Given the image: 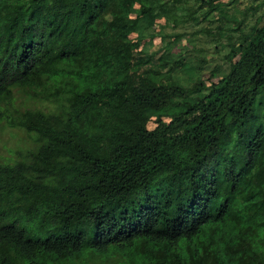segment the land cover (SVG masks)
<instances>
[{
	"label": "trees",
	"instance_id": "obj_1",
	"mask_svg": "<svg viewBox=\"0 0 264 264\" xmlns=\"http://www.w3.org/2000/svg\"><path fill=\"white\" fill-rule=\"evenodd\" d=\"M182 2L0 0V264H264V0Z\"/></svg>",
	"mask_w": 264,
	"mask_h": 264
},
{
	"label": "rangeland",
	"instance_id": "obj_2",
	"mask_svg": "<svg viewBox=\"0 0 264 264\" xmlns=\"http://www.w3.org/2000/svg\"><path fill=\"white\" fill-rule=\"evenodd\" d=\"M221 2H229L230 0H220ZM242 1V5L246 6H254L259 0H240ZM207 0H198L197 3H187L182 2L180 6L188 9L194 10L199 4L206 3ZM262 12L260 9L257 13L259 15ZM255 17H250L247 21V24H252L254 22ZM159 23V22H158ZM159 24H162L160 22ZM174 24L177 25V28L165 29L162 33H168L173 38L175 37L178 41L175 45H173L172 53L178 55H184L186 58L196 57L200 59V61L204 60L208 65V68L205 71V74L202 77V80L209 85L211 83H216L219 80V75L213 77L212 71H214V66L217 64L218 66H223L225 61L226 50H221L216 47L220 45L219 39L212 40V37L206 35L205 30H207L206 23H200L198 25L195 24H181L180 19H175ZM209 29V28H208ZM159 28L156 26L154 33L157 32ZM243 33V27H241L238 31L234 32L235 36H239ZM226 36L225 32H220V37L223 38ZM161 41V36L155 39L153 43L156 45ZM155 47L156 49L158 48ZM27 101L22 97H18V105L20 107H26ZM154 124L151 122L148 124L149 129H153ZM29 146V140L26 135L13 128H9L7 126L0 127V161H6L12 156H16L20 152H24L27 150Z\"/></svg>",
	"mask_w": 264,
	"mask_h": 264
}]
</instances>
